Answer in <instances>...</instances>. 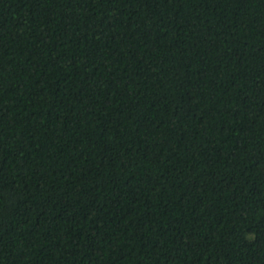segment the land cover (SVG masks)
<instances>
[{"label":"trees","instance_id":"1","mask_svg":"<svg viewBox=\"0 0 264 264\" xmlns=\"http://www.w3.org/2000/svg\"><path fill=\"white\" fill-rule=\"evenodd\" d=\"M0 264H264V0H0Z\"/></svg>","mask_w":264,"mask_h":264}]
</instances>
